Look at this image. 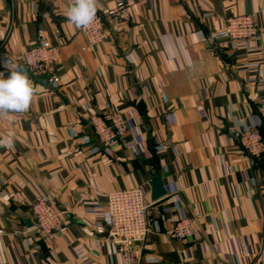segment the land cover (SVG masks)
<instances>
[{"label":"crops","instance_id":"0c3cea01","mask_svg":"<svg viewBox=\"0 0 264 264\" xmlns=\"http://www.w3.org/2000/svg\"><path fill=\"white\" fill-rule=\"evenodd\" d=\"M130 2L128 23L91 51L68 22L72 0H0V72L19 65L39 87L28 111L0 115V138L14 139L0 147V264H123L102 213L126 188L150 204L140 264H264V150L252 157L240 140L252 127L264 146V0ZM239 15L255 17L261 41L212 43ZM39 31L63 67L56 85L16 61ZM110 110L127 121L113 149L90 125ZM154 175L167 191L156 202ZM40 196L67 224L53 241L26 224ZM187 218H199L195 237L174 240Z\"/></svg>","mask_w":264,"mask_h":264},{"label":"built area","instance_id":"2783aa9c","mask_svg":"<svg viewBox=\"0 0 264 264\" xmlns=\"http://www.w3.org/2000/svg\"><path fill=\"white\" fill-rule=\"evenodd\" d=\"M130 0H115L114 7L96 12L94 22L86 29H80L93 51L109 40L112 30L123 28L129 21ZM262 33L253 15H239L226 21L225 27L211 36L212 43L227 40L237 44L261 41ZM16 61L24 66L32 78L47 77L51 85L60 82L63 67L56 61V48L42 31L37 34L36 45L22 52ZM90 125L102 147L113 149L123 142L127 132V121L118 110H110L90 119ZM259 131L249 127L240 136L245 150L252 157L263 153L264 146ZM150 204L140 188H126L108 196L102 213L103 226L109 238L118 247L123 264H140L137 248L150 233L148 210ZM35 230L49 241L55 240L67 231L62 213L46 196H40L31 208ZM199 218L179 219L174 223L171 236L174 240L186 242L196 235Z\"/></svg>","mask_w":264,"mask_h":264},{"label":"clouds","instance_id":"9594fccd","mask_svg":"<svg viewBox=\"0 0 264 264\" xmlns=\"http://www.w3.org/2000/svg\"><path fill=\"white\" fill-rule=\"evenodd\" d=\"M97 3L98 0H72L67 12L68 22L76 28H88L95 20ZM38 91L39 87L33 84L21 66L12 65L7 77L0 72V115L28 111ZM0 147L13 149V137L0 138Z\"/></svg>","mask_w":264,"mask_h":264},{"label":"water","instance_id":"95a60500","mask_svg":"<svg viewBox=\"0 0 264 264\" xmlns=\"http://www.w3.org/2000/svg\"><path fill=\"white\" fill-rule=\"evenodd\" d=\"M218 51V50H217ZM263 134H264V123H263ZM151 186V200L152 202L159 201L167 195V191L164 186L163 179L160 175H154L150 179ZM26 224L29 228H34V224L30 220H26ZM106 237L109 236V233L105 234Z\"/></svg>","mask_w":264,"mask_h":264}]
</instances>
